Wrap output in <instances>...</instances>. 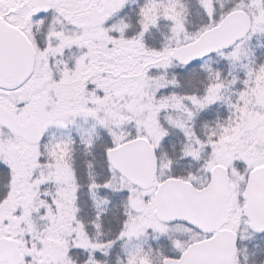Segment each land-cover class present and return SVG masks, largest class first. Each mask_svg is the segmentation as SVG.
Here are the masks:
<instances>
[{
	"label": "snow or ice",
	"instance_id": "1",
	"mask_svg": "<svg viewBox=\"0 0 264 264\" xmlns=\"http://www.w3.org/2000/svg\"><path fill=\"white\" fill-rule=\"evenodd\" d=\"M0 264H264V0H0Z\"/></svg>",
	"mask_w": 264,
	"mask_h": 264
}]
</instances>
